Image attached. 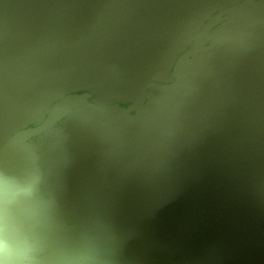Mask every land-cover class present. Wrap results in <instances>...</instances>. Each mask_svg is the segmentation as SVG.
I'll use <instances>...</instances> for the list:
<instances>
[{"label":"water","instance_id":"water-1","mask_svg":"<svg viewBox=\"0 0 264 264\" xmlns=\"http://www.w3.org/2000/svg\"><path fill=\"white\" fill-rule=\"evenodd\" d=\"M0 165V264H264V0H0Z\"/></svg>","mask_w":264,"mask_h":264},{"label":"rangeland","instance_id":"rangeland-1","mask_svg":"<svg viewBox=\"0 0 264 264\" xmlns=\"http://www.w3.org/2000/svg\"><path fill=\"white\" fill-rule=\"evenodd\" d=\"M100 61L98 60V59H96V60H94V58H90V63H92V65L94 64V63H99ZM104 71H106V73H112V69L109 67V66H105L104 68ZM9 163H8V167H6V171H5V173L6 174H10V173H14V172H16V170L17 169H15L14 167H13V165L10 163V161H8Z\"/></svg>","mask_w":264,"mask_h":264},{"label":"bare ground","instance_id":"bare-ground-1","mask_svg":"<svg viewBox=\"0 0 264 264\" xmlns=\"http://www.w3.org/2000/svg\"><path fill=\"white\" fill-rule=\"evenodd\" d=\"M0 167H1V165H0ZM16 172H18L17 170H16ZM16 172H14V173H10V174H7L9 177H11V178H14L15 176H17L16 175Z\"/></svg>","mask_w":264,"mask_h":264}]
</instances>
